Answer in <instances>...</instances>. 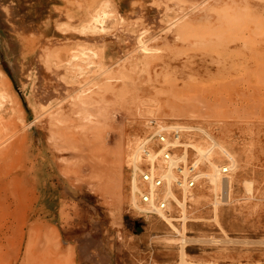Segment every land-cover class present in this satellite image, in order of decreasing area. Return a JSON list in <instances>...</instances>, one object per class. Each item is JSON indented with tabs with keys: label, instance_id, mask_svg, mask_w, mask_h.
<instances>
[{
	"label": "rangeland",
	"instance_id": "374dc122",
	"mask_svg": "<svg viewBox=\"0 0 264 264\" xmlns=\"http://www.w3.org/2000/svg\"><path fill=\"white\" fill-rule=\"evenodd\" d=\"M0 69V264H264V0H0ZM157 121L229 165L217 218L210 180L176 229L131 207Z\"/></svg>",
	"mask_w": 264,
	"mask_h": 264
},
{
	"label": "bare ground",
	"instance_id": "6f19581e",
	"mask_svg": "<svg viewBox=\"0 0 264 264\" xmlns=\"http://www.w3.org/2000/svg\"><path fill=\"white\" fill-rule=\"evenodd\" d=\"M105 4H103V5L105 6ZM104 6H102V7H104ZM108 13L109 12L105 9L96 10L94 12V14H92V18H91L92 24L90 23L91 21L88 23V25L90 24V28L91 29H97V30L98 29L104 30L105 24L109 18ZM85 26L87 29L88 26L87 25H85ZM90 28H88V29H90ZM148 41L149 40L147 38H145L144 35H139L137 37V42H136L137 47L139 48L140 52L145 56H149V55L154 54V52L156 50L148 43ZM84 49H81V51ZM84 51H87V50H84ZM77 52L75 50V53H77ZM90 53H94V52H92V50H90ZM80 55H82V54L80 53ZM72 58L74 61L77 62L76 64L73 65L72 70H75V71L77 70L79 72V74L86 73L87 72L86 69L89 68V66L90 67L93 66V61L90 63L86 62L88 65L92 63V66L91 65H89V66L85 65L84 66V65H82L83 62L79 63L81 61H87L86 57L85 56H79V53H78V55L73 53ZM89 58H91V57H89ZM94 64H95V62H94ZM0 72L3 76L8 77L7 73L4 70L0 69ZM79 84H81V83H79ZM3 87H5V86L0 85V103L1 104H2V102L7 101L9 98L8 92ZM39 104H40V102H39ZM47 111H49V110H47ZM188 125H189L188 129L190 131L189 132L187 131L188 133L186 132L185 135L180 133L179 129H174L171 132H169L170 130H168L166 133L160 129H162V128L166 129L168 127H166V125L160 123V121H157V123L153 124L152 126H154V127L158 126L160 129H158V127H156L155 130L152 129L155 132L154 133V139L152 141H150L151 143L149 145H147V147H144L143 138L140 137L136 141V144L134 147V159H135L137 164H134V162L132 164H130L127 161L129 169H130V191H129V197L130 198H129V201H130V204L132 201L133 204L137 205V206H134L131 204V207L138 213L142 211V212L149 213V215H151V217L152 216L157 217V215L151 214L152 210H153L152 207H154V209L159 214L158 217H163L162 220H166L175 229H176V226L174 225L173 221L177 220V219L172 217L169 214V209L173 208L175 206H178L177 202L175 200L176 198H178L180 201L182 198L181 210H180L181 215H182L181 219L184 221L187 220L186 219L187 218V203H188V199H189V192H190V190H192L191 188L186 186L185 181L182 184L184 189L177 190V185L175 184V181L179 178H178V175L176 173L175 168L179 165V163H182L185 165V169L183 171V174L186 176L188 175V164L189 163H191L193 166H195L197 168V170H198V175H197L198 176V179H197V181H198L197 185L198 186L197 187H199L200 185H202L205 182L207 183L210 180L211 189H212L213 195L215 196V198L213 197L215 199L213 204H214V211H215L214 214H216V218L218 217V211L220 210V209L218 210L219 202L223 201V203L224 202L225 203L226 202L231 203L229 201L231 200L232 193H233V182H234L233 176L230 173L224 174L223 168H226L225 166L223 167L222 165H220L219 163L214 161L210 157V155L208 154V152L206 151L205 148H203L202 146H200L199 144H197L195 142L190 141L191 137H189V135L194 134L196 132L198 133L200 131H199V128L197 127L198 126L197 124L189 123ZM3 126H5V125H3ZM160 132L165 133L166 137H168L169 140L167 141L166 146H164L163 149L161 148L159 150L158 148H156L158 146L156 136ZM174 132L179 133L178 138L175 140H171ZM171 145L175 146V149H173V153L170 155V158H165V156H163L164 151L167 149L166 148L167 146H171ZM191 153H192V155H191L192 158L190 157ZM144 164L148 165L149 171L151 172L152 176L160 175V177L164 180V186L162 188H158L154 185H152L149 189L146 188L147 185L142 180V176H141L142 173H144V171L146 169L145 167H143ZM157 166H161V169L164 170V173L161 174L159 172H156ZM208 167H209L210 171L207 173L206 170L208 169ZM227 167L228 168H226V169L229 170L230 169L229 165H227ZM249 187H250L249 185H246V189H249ZM196 188H194V189H196ZM145 191H149V193L151 195L150 202H148V203L143 202V200L141 199V195ZM160 197H162L163 199H165L167 201V205H166L167 208L166 209H161V208L157 207V205L155 204V199L160 198ZM219 198L221 200H219ZM171 211H172V209H171ZM181 215H180V217H181ZM140 216H142V215H140ZM216 218H214V219H216ZM183 234H185V232ZM185 237L186 236H184V235L182 236L183 245H181L182 246L181 251H180L181 256H179V258L180 257L181 258L177 264H218V262L217 263H210V262H204V261L203 262H199V261L198 262H192V261L187 260L186 259L187 256L185 257L187 239ZM250 264H252V263H250Z\"/></svg>",
	"mask_w": 264,
	"mask_h": 264
},
{
	"label": "built area",
	"instance_id": "2783aa9c",
	"mask_svg": "<svg viewBox=\"0 0 264 264\" xmlns=\"http://www.w3.org/2000/svg\"><path fill=\"white\" fill-rule=\"evenodd\" d=\"M178 132H174L173 137L171 138V140H175L178 138ZM156 140L158 143V146L156 148H158L159 150L162 148H164V146H166L167 141L169 140L168 137H166L165 133L160 132L159 134H157L156 136ZM167 149L164 151V155L165 158H170V155L173 153V149H175V146H167ZM143 167H145V171L144 173H142V180L146 183L147 185V189H149L152 185L158 187V188H162L164 186V180L160 177V175H156V176H152L151 172L149 171L148 165L144 164ZM176 169V173L178 175V178L175 181V184L177 185V190H182L184 189L182 184L185 181V184L187 187L194 189L196 188L198 185V170L195 166H193L191 163L188 164V175H184L183 171L185 169V165L182 163H179V165L175 168ZM229 172L228 169L223 168V173L227 174ZM150 198L151 195L149 193V191H145L142 195H141V199L143 200V202L148 203L150 202ZM155 204L157 205V207L161 208V209H166V205H167V201L165 199H163L162 197L155 199ZM152 213L151 214H155L157 216H159V214L157 213V211L154 209V207H152Z\"/></svg>",
	"mask_w": 264,
	"mask_h": 264
},
{
	"label": "crops",
	"instance_id": "0c3cea01",
	"mask_svg": "<svg viewBox=\"0 0 264 264\" xmlns=\"http://www.w3.org/2000/svg\"><path fill=\"white\" fill-rule=\"evenodd\" d=\"M75 264H92V262L91 261H88V260H82L79 257H77L75 259Z\"/></svg>",
	"mask_w": 264,
	"mask_h": 264
}]
</instances>
